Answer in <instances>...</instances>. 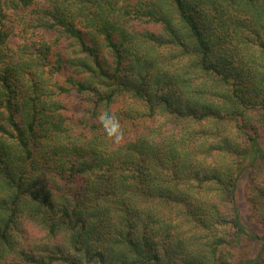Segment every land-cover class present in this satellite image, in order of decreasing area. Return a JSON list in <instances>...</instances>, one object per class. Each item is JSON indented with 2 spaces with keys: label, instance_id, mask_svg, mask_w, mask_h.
<instances>
[{
  "label": "trees",
  "instance_id": "16d2710c",
  "mask_svg": "<svg viewBox=\"0 0 264 264\" xmlns=\"http://www.w3.org/2000/svg\"><path fill=\"white\" fill-rule=\"evenodd\" d=\"M256 165L264 0H0V264H264Z\"/></svg>",
  "mask_w": 264,
  "mask_h": 264
},
{
  "label": "clouds",
  "instance_id": "9594fccd",
  "mask_svg": "<svg viewBox=\"0 0 264 264\" xmlns=\"http://www.w3.org/2000/svg\"><path fill=\"white\" fill-rule=\"evenodd\" d=\"M100 120L105 133L108 136H114L118 140L122 133L117 117L112 113H102Z\"/></svg>",
  "mask_w": 264,
  "mask_h": 264
},
{
  "label": "rangeland",
  "instance_id": "374dc122",
  "mask_svg": "<svg viewBox=\"0 0 264 264\" xmlns=\"http://www.w3.org/2000/svg\"><path fill=\"white\" fill-rule=\"evenodd\" d=\"M263 166H264V165H263ZM263 166H262V167H263ZM254 170L256 171V173H258V177H259L260 179L264 176V172L262 171L261 167L259 168V167L256 165V166L254 167ZM247 214H248V212H247ZM248 217H249V214H248ZM248 217H246V219H245V223H246L251 229H253L254 231H256V232H260L261 230L258 228V226L255 225V223L252 222L251 219L248 218ZM249 246H251L250 243H247V244H245V245H242V246H240V247L235 248V252H234L235 255H236V256H243L244 253H245V251L249 248Z\"/></svg>",
  "mask_w": 264,
  "mask_h": 264
}]
</instances>
